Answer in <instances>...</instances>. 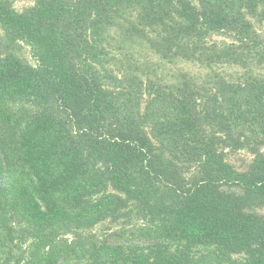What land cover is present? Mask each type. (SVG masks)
Wrapping results in <instances>:
<instances>
[{"label": "trees", "instance_id": "trees-1", "mask_svg": "<svg viewBox=\"0 0 264 264\" xmlns=\"http://www.w3.org/2000/svg\"><path fill=\"white\" fill-rule=\"evenodd\" d=\"M262 29L264 0H0V264H264Z\"/></svg>", "mask_w": 264, "mask_h": 264}, {"label": "rangeland", "instance_id": "rangeland-1", "mask_svg": "<svg viewBox=\"0 0 264 264\" xmlns=\"http://www.w3.org/2000/svg\"><path fill=\"white\" fill-rule=\"evenodd\" d=\"M14 6L18 9V10H24L25 8L31 6L34 3V0H13ZM264 29L261 30V32H263ZM215 39H223L222 36H215ZM22 54L23 56H25L27 58V60H29L30 62L34 63L35 60L31 55V51L30 48L27 45H24L22 47ZM181 67H184L185 69H191L193 71L196 72H204V70L199 69L197 66L194 65H180V69ZM167 71L165 72V74L169 73L170 69L171 71H175L176 68L173 65H166ZM229 71V69H227ZM264 150V148H263ZM252 158V156L250 154H248L247 152L244 151H240V152H236L234 154L231 155L230 160L232 163H234L236 166H241L243 165L246 161H250Z\"/></svg>", "mask_w": 264, "mask_h": 264}]
</instances>
